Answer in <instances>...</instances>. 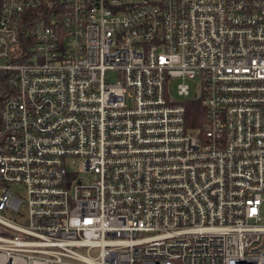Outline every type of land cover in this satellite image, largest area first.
Segmentation results:
<instances>
[{
	"label": "built area",
	"instance_id": "2783aa9c",
	"mask_svg": "<svg viewBox=\"0 0 264 264\" xmlns=\"http://www.w3.org/2000/svg\"><path fill=\"white\" fill-rule=\"evenodd\" d=\"M0 264H264V0H0Z\"/></svg>",
	"mask_w": 264,
	"mask_h": 264
},
{
	"label": "rangeland",
	"instance_id": "374dc122",
	"mask_svg": "<svg viewBox=\"0 0 264 264\" xmlns=\"http://www.w3.org/2000/svg\"><path fill=\"white\" fill-rule=\"evenodd\" d=\"M178 83H186L187 85H188V87H189V94H188V96H186V97H180V96H178L177 95V93H176V85L178 84ZM196 90H195V88H194V84H193V82H191V81H181V80H175V81H173L170 85H169V93H170V95L173 97V98H175V99H180V100H182V99H186V98H192L195 94H196ZM74 164H77V161L76 162H74ZM80 179L82 180V181H87L88 179H90V176H88V175H82V176H80ZM8 190L12 193V194H14L15 196H18L21 200H23L24 199V191H23V188L22 187H20V186H16V185H12V186H9L8 187ZM20 211H22V212H25V206L23 205V204H21L20 205Z\"/></svg>",
	"mask_w": 264,
	"mask_h": 264
},
{
	"label": "trees",
	"instance_id": "16d2710c",
	"mask_svg": "<svg viewBox=\"0 0 264 264\" xmlns=\"http://www.w3.org/2000/svg\"><path fill=\"white\" fill-rule=\"evenodd\" d=\"M203 108L198 101L185 102V122L191 129L201 128Z\"/></svg>",
	"mask_w": 264,
	"mask_h": 264
}]
</instances>
